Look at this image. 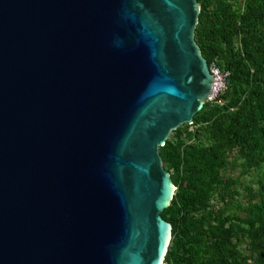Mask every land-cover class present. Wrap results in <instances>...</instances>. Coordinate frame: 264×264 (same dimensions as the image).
<instances>
[{
  "label": "water",
  "instance_id": "water-1",
  "mask_svg": "<svg viewBox=\"0 0 264 264\" xmlns=\"http://www.w3.org/2000/svg\"><path fill=\"white\" fill-rule=\"evenodd\" d=\"M198 12L0 0V264L161 263L173 186L158 148L211 90Z\"/></svg>",
  "mask_w": 264,
  "mask_h": 264
},
{
  "label": "trees",
  "instance_id": "trees-1",
  "mask_svg": "<svg viewBox=\"0 0 264 264\" xmlns=\"http://www.w3.org/2000/svg\"><path fill=\"white\" fill-rule=\"evenodd\" d=\"M196 3L195 45L207 67L226 77L224 88L192 116L202 146L165 140L158 148L164 171L173 169L175 188L159 214L170 226L163 262L264 264V0H243L238 16L222 0ZM234 148L257 174L255 201L236 205L239 215H223L211 211L209 190L220 184L223 151ZM239 235L245 236L247 258L233 243Z\"/></svg>",
  "mask_w": 264,
  "mask_h": 264
},
{
  "label": "rangeland",
  "instance_id": "rangeland-1",
  "mask_svg": "<svg viewBox=\"0 0 264 264\" xmlns=\"http://www.w3.org/2000/svg\"><path fill=\"white\" fill-rule=\"evenodd\" d=\"M222 1L230 11L235 13L236 16L239 15L242 9L243 0ZM210 4L213 8L214 3L211 1ZM198 134L199 133H197L195 128L190 124H182L176 129L170 131L166 140H169L173 144L179 142L186 146L198 147L199 145L202 146L199 142ZM202 143L204 144V142ZM220 163L218 174L220 184L212 186L209 190V193L211 194L209 200L211 211L223 215H239L235 208L236 205L245 207L249 203H254L255 201V199H252V194L256 192L257 174L255 170L248 167L247 163L243 160L241 154L236 148L223 151ZM161 165L163 168V164ZM171 173L174 174L173 169H170V172L168 171V175ZM174 190L175 188L173 187L172 195L175 193ZM168 205H170V201ZM236 238L237 239L233 240V243L235 244L239 256L247 258L248 254L246 251L245 236L239 235Z\"/></svg>",
  "mask_w": 264,
  "mask_h": 264
},
{
  "label": "built area",
  "instance_id": "built-area-1",
  "mask_svg": "<svg viewBox=\"0 0 264 264\" xmlns=\"http://www.w3.org/2000/svg\"><path fill=\"white\" fill-rule=\"evenodd\" d=\"M208 71L211 76L212 82H211L210 94L208 95L206 101L211 102L214 99V97L217 95V93L222 88H224V79L226 77V73H221L214 65L209 66ZM160 264H165V263L162 260Z\"/></svg>",
  "mask_w": 264,
  "mask_h": 264
},
{
  "label": "bare ground",
  "instance_id": "bare-ground-1",
  "mask_svg": "<svg viewBox=\"0 0 264 264\" xmlns=\"http://www.w3.org/2000/svg\"><path fill=\"white\" fill-rule=\"evenodd\" d=\"M172 191H173V188L171 189V194H172ZM168 245V244H167ZM159 264H160V262H159Z\"/></svg>",
  "mask_w": 264,
  "mask_h": 264
},
{
  "label": "clouds",
  "instance_id": "clouds-1",
  "mask_svg": "<svg viewBox=\"0 0 264 264\" xmlns=\"http://www.w3.org/2000/svg\"><path fill=\"white\" fill-rule=\"evenodd\" d=\"M163 260V259H162Z\"/></svg>",
  "mask_w": 264,
  "mask_h": 264
}]
</instances>
